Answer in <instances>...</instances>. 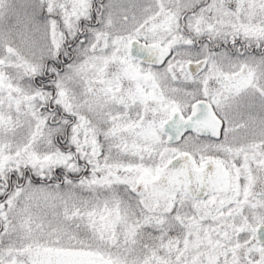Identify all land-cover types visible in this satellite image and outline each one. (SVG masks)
Masks as SVG:
<instances>
[{
	"label": "snow or ice",
	"instance_id": "6c2138e0",
	"mask_svg": "<svg viewBox=\"0 0 264 264\" xmlns=\"http://www.w3.org/2000/svg\"><path fill=\"white\" fill-rule=\"evenodd\" d=\"M0 264H264V0H0Z\"/></svg>",
	"mask_w": 264,
	"mask_h": 264
}]
</instances>
